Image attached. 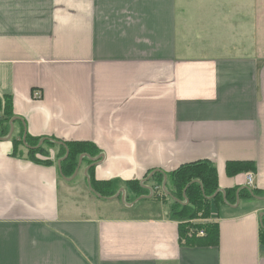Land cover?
Masks as SVG:
<instances>
[{
	"label": "crops",
	"instance_id": "obj_1",
	"mask_svg": "<svg viewBox=\"0 0 264 264\" xmlns=\"http://www.w3.org/2000/svg\"><path fill=\"white\" fill-rule=\"evenodd\" d=\"M0 95L30 135L101 150L62 178L59 161L15 156L0 139V264H264V0H0ZM199 160L237 191L205 220L217 246L181 243L152 194L114 216L71 213L62 199L63 183L98 209L90 169L151 188L150 171ZM230 161L256 169L230 176ZM80 173L90 191L73 188Z\"/></svg>",
	"mask_w": 264,
	"mask_h": 264
},
{
	"label": "trees",
	"instance_id": "obj_2",
	"mask_svg": "<svg viewBox=\"0 0 264 264\" xmlns=\"http://www.w3.org/2000/svg\"><path fill=\"white\" fill-rule=\"evenodd\" d=\"M15 118L12 97L0 95V139L9 136L11 122L14 120V132L10 139L13 142L15 156L44 164H55L62 160L59 164V173L62 178L74 176L82 156H84L83 162L89 164L93 163V158L100 160L101 150L91 142H64L56 138L35 137L26 132L22 121ZM67 152L69 155L65 158ZM255 169V164L249 161L227 163V173L230 176H236L242 172H254ZM152 172L153 175H151ZM88 177L94 194L104 199L112 198L124 186L127 191L126 201L130 203L137 201L141 196H150L152 189L163 188L166 184V189L161 194L164 198L161 199L166 202L169 217L180 222L181 243L187 246L219 245L218 225L205 220L211 217L212 203L222 202L225 199H227L226 202L232 201L231 196L235 198L237 194L235 189L220 191L217 167L210 160L186 163L169 173L150 171L145 181L151 188L143 187L139 180H97L92 175V169L89 170ZM244 191L245 194H243ZM243 192L241 191L240 198L253 197L257 191L243 190ZM152 196L159 199L157 193ZM200 218L204 219V222H192ZM200 231H203L204 235H199ZM259 246L261 255L264 256V215L261 217Z\"/></svg>",
	"mask_w": 264,
	"mask_h": 264
},
{
	"label": "rangeland",
	"instance_id": "obj_3",
	"mask_svg": "<svg viewBox=\"0 0 264 264\" xmlns=\"http://www.w3.org/2000/svg\"><path fill=\"white\" fill-rule=\"evenodd\" d=\"M75 186L73 188H79L80 190L82 189H86L87 191H90L89 189H87L86 187L85 188H82L81 186L84 184V175L83 173H80L78 178H76L75 181H73ZM65 184L62 183V199L64 201V204L66 205V208H68L70 206H72L71 208V213H83V214H88V213H99V212H104L106 215H115L116 212L121 209V208H124L125 205L124 204H130V202H127L126 201V196L125 194L123 193L122 194V197H120V199H114V200H104V199H97L96 197L93 198L94 200L92 201L93 203L95 202V204L97 205L98 210L97 208H93L92 210H90V208H92V206H88L87 204H90V198H92L91 196L89 197H86V193H76V192H79V190H75L73 192V196H68V191L66 190ZM158 195V194H157ZM125 196V197H124ZM156 196V195H155ZM124 197V198H123ZM161 198H164L163 195H161L159 193V200H161ZM158 203L159 201L158 200H153V201H150V200H146V199H140L139 200V204L141 205H146L148 203ZM88 206V207H87ZM192 222L194 223H200V222H204V219H197V220H193Z\"/></svg>",
	"mask_w": 264,
	"mask_h": 264
},
{
	"label": "built area",
	"instance_id": "obj_4",
	"mask_svg": "<svg viewBox=\"0 0 264 264\" xmlns=\"http://www.w3.org/2000/svg\"><path fill=\"white\" fill-rule=\"evenodd\" d=\"M33 95H34L35 99H37V100L41 99V97H42V93L39 90H36ZM247 186L249 188L253 187V176H252V174L247 175ZM164 191L165 190L163 188H156V189L151 190V194L153 195V194L157 193L159 195V193L162 194ZM199 235H201V236L204 235V232L200 231Z\"/></svg>",
	"mask_w": 264,
	"mask_h": 264
},
{
	"label": "water",
	"instance_id": "obj_5",
	"mask_svg": "<svg viewBox=\"0 0 264 264\" xmlns=\"http://www.w3.org/2000/svg\"><path fill=\"white\" fill-rule=\"evenodd\" d=\"M13 122H14V120H12V122H11V123H12V128H11L10 134H9V136H8L7 139H10V138L12 137V135H13V132H14ZM68 155H69V153L67 152L65 158L68 157ZM83 157H84V156H82L81 159H80V161H79V165H78V168H77V170H76L74 176H76L77 173H78L79 170H80L81 164H82V162H83ZM65 158H63V159H65ZM61 161H62V160H60L58 163L60 164ZM97 161H98V158H93V162H94V163H96ZM87 173H88V170L86 171V174H87ZM151 175H153V173H151ZM143 186H144V184H143ZM144 187H147V186H144ZM163 188H164V189L166 188V184H164V187H163ZM220 191H221V192H224V190H220ZM120 196H122V195H121V192H119L116 196H114V198H115V197L117 198V197H120ZM263 215H264V214H262L261 217H262Z\"/></svg>",
	"mask_w": 264,
	"mask_h": 264
}]
</instances>
